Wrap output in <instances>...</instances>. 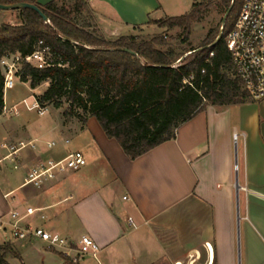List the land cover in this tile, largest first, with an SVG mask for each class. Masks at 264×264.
I'll use <instances>...</instances> for the list:
<instances>
[{"label": "crops", "instance_id": "crops-1", "mask_svg": "<svg viewBox=\"0 0 264 264\" xmlns=\"http://www.w3.org/2000/svg\"><path fill=\"white\" fill-rule=\"evenodd\" d=\"M87 2L94 19L79 20L92 32L98 24L105 38L162 32L166 29L153 21L172 17L174 9L169 0ZM0 18L1 25H15L20 13L0 9ZM48 86L31 89L38 96ZM250 100L209 105L175 139L136 159L96 117L39 124L21 112L5 118L0 144L34 142L35 148L21 151L18 170L0 164V217L16 207L43 208L46 218L34 222L67 238L68 256L76 264H264V99ZM48 142L57 146L50 148ZM73 151L84 153L83 169L40 188L25 185L33 165ZM83 235L99 244L96 255L79 256ZM16 240L59 250L41 240ZM5 243L18 249L15 241L0 244Z\"/></svg>", "mask_w": 264, "mask_h": 264}, {"label": "trees", "instance_id": "trees-1", "mask_svg": "<svg viewBox=\"0 0 264 264\" xmlns=\"http://www.w3.org/2000/svg\"><path fill=\"white\" fill-rule=\"evenodd\" d=\"M244 0H196L182 16L153 21L166 30L180 28L187 36L216 5L227 12L223 27L211 30L200 48L178 53L167 45L165 35L140 40L136 35L107 39L88 30L80 17L89 11L87 0H54L41 5L37 0H0L10 5L31 3L48 17L31 8L20 9L18 24L0 26V59L12 53L32 54L40 41L49 50L50 66L43 69L26 64L22 81L36 89L48 82L41 106L62 107L65 115L86 122L96 117L110 138L118 140L125 153L136 159L177 137L179 129L209 105L242 104L250 94L244 89L227 46ZM71 2V1H70ZM221 29L222 34H221ZM129 49L136 54L126 51ZM4 74L0 69V112L5 105ZM19 255L11 243L0 244V264H9L7 254ZM66 264H75L61 253Z\"/></svg>", "mask_w": 264, "mask_h": 264}, {"label": "built area", "instance_id": "built-area-1", "mask_svg": "<svg viewBox=\"0 0 264 264\" xmlns=\"http://www.w3.org/2000/svg\"><path fill=\"white\" fill-rule=\"evenodd\" d=\"M40 41L35 51L27 56L12 53L0 59V69L4 74V93L14 89L18 80L22 81V71L26 64L43 69L51 65L49 50L42 47ZM227 46L231 52L232 61L237 74L243 82L244 89L255 100L264 99V0H244L242 9L233 29L227 35ZM27 83V82H23ZM40 116L48 112V106H41L38 101L32 104ZM20 103L5 105L0 112V126L4 118L20 115ZM235 140L238 135L235 134ZM50 148L57 146L56 142H48ZM35 148L34 142H19L0 144V164L11 163L15 169H20V153L24 149ZM87 165V159L82 151H73L61 160H42L33 165L25 178V185L42 187L56 180L59 176L78 172ZM127 199V197H125ZM46 218L43 208L28 206L25 209L16 207L9 214L0 217V229L9 232L19 240H41L49 248L63 250L69 255L70 241L57 232L48 230L36 224V217ZM100 251L99 244L89 235H83L80 241L79 256L96 255ZM77 262V260H74Z\"/></svg>", "mask_w": 264, "mask_h": 264}, {"label": "rangeland", "instance_id": "rangeland-1", "mask_svg": "<svg viewBox=\"0 0 264 264\" xmlns=\"http://www.w3.org/2000/svg\"><path fill=\"white\" fill-rule=\"evenodd\" d=\"M74 1L75 0H68L69 4L74 3ZM169 1L173 4L174 7V9L171 10L170 13L172 14L171 15L172 17L182 16L189 13L193 8L194 3L196 2V0H169ZM214 1L221 2V0H214ZM226 13L227 12H225V9L221 5L214 6L213 10H211V12H209L201 22L194 24L192 32L189 36H187V34L180 28L164 30L162 32L152 29L141 30L138 32L137 36L139 37L140 40H143V39H151L157 35H165L167 40V45L159 46L160 48L162 49L173 48L178 53L188 54L190 53L189 50L191 48H200L203 45L208 33L211 30H216L219 27L221 22L224 20ZM12 15H14V17L17 16L19 17L18 11H14ZM92 18L94 19L93 13L91 10H89V11H85V13L80 17V20L84 22H88L89 20H92ZM1 23H2V19L0 18V25ZM96 27L97 28H95L93 31L96 32L97 34L102 35L100 33V28L98 24L96 25ZM222 31L223 30L221 29V34ZM107 39L113 40V39H117V37L116 38L112 37ZM43 88L44 87H41L40 91H42ZM250 99L252 98L250 97L249 101H251ZM36 101H37L36 95L33 93L31 87L28 84L22 83L20 80L16 82V87L14 89L6 91V103L8 105L14 103H20L21 116L28 117L30 120L34 121V123L37 124L46 123L52 120L54 122L57 121L59 122L61 118H63L65 122H69L71 119H77V117H68L65 115V111L69 107L66 98L62 99L61 108H55L53 105H49L48 112L44 116H40L38 111L32 108V104ZM51 136L52 135L49 134L48 136H46L45 140L50 139ZM29 148L31 147H28L26 149ZM16 175L18 177L21 176L20 173H16ZM9 240L15 241L19 249V251L18 249H16V252H18L19 255H15L13 253L7 254L5 259L9 264H66V261H64L63 256L61 255L59 250L55 251L52 249H46L43 248L42 245L36 246L34 248H30V246H27L23 242L17 241L12 235L10 234L6 235L5 231L0 229V243H4L5 241H9ZM70 259L72 260V262L76 264L74 259L72 258Z\"/></svg>", "mask_w": 264, "mask_h": 264}, {"label": "water", "instance_id": "water-1", "mask_svg": "<svg viewBox=\"0 0 264 264\" xmlns=\"http://www.w3.org/2000/svg\"><path fill=\"white\" fill-rule=\"evenodd\" d=\"M234 1L235 0H233V3H234ZM24 8H31V9L37 11L43 17V19L46 22L48 21L47 15L37 5H35V4L23 2V3L6 5V4L0 3V9H3V10H20V9H24ZM232 8H233V5L227 11V13H226V15L224 17L222 29L224 28V25L226 24V21H227L229 15L231 13ZM126 51L136 54L134 51H131L129 49H126Z\"/></svg>", "mask_w": 264, "mask_h": 264}]
</instances>
